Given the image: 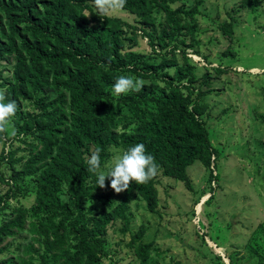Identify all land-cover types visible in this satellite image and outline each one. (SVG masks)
<instances>
[{
  "label": "trees",
  "instance_id": "16d2710c",
  "mask_svg": "<svg viewBox=\"0 0 264 264\" xmlns=\"http://www.w3.org/2000/svg\"><path fill=\"white\" fill-rule=\"evenodd\" d=\"M177 1L127 0L123 10L135 16L141 29L157 31L163 49L165 39H175L184 29L192 37L195 30V8L183 11L172 6ZM261 2L240 0V6ZM96 9L94 0H0V62L12 61L10 75L0 77V89L5 90V103H17L11 118L15 130L30 138L20 139L29 147L23 160L14 159L13 153L0 156V183H9L1 172L4 163L11 180L31 177L35 184L30 208L12 209L0 225V243L20 233L30 237L23 246L18 243L17 252L22 247L15 264H100L107 254L108 228L118 223L120 234L128 231L130 200L141 199L149 213L156 212L158 175L190 190L188 168L194 162L205 169L213 165L214 147L202 118L207 105L200 102L204 92L194 85L185 44L174 46L182 53L173 48L163 55L141 56L131 49L136 34L127 32L130 26L100 16ZM158 13L164 22L156 30ZM221 30L232 34L230 24ZM120 76L143 79L145 85L139 92L116 96L112 89ZM29 106L35 113L26 110ZM122 113H129L124 117L135 125L129 132L117 130ZM138 143L154 157L158 174L143 185L132 182L114 206L110 179L100 188L87 158L99 149L102 168L109 148L127 150ZM14 197L11 188L0 195V212ZM87 201L105 209L90 214L83 208ZM263 227L256 228L253 239ZM144 234L140 225L128 244L140 264L150 252V244L141 242ZM253 239L249 252L261 264Z\"/></svg>",
  "mask_w": 264,
  "mask_h": 264
},
{
  "label": "rangeland",
  "instance_id": "374dc122",
  "mask_svg": "<svg viewBox=\"0 0 264 264\" xmlns=\"http://www.w3.org/2000/svg\"><path fill=\"white\" fill-rule=\"evenodd\" d=\"M172 6L183 11L195 8V30L193 39L185 29L175 39H165L163 49L157 31L141 29L135 16L125 10L106 16L130 26L127 32L136 34L131 49L141 56L163 55L177 42L185 44L183 53L197 80L194 85L204 92L200 102L206 103L207 109L202 118L214 147V166L205 169L194 162L188 168L190 190L181 182L158 175L156 212L149 213L141 199L130 200L128 231L120 234L122 225L118 223L108 228L104 243L107 254L100 264H140L128 247L140 225L145 227L141 242L150 244L144 264H258L260 259L249 250L251 236L253 239L256 228L264 225V0L247 8L240 6V0H178ZM157 18L156 30L164 22L162 13ZM183 20L190 21L186 17ZM223 24L231 25V35L221 30ZM128 44L126 40L125 46ZM174 50L182 53L181 49ZM11 67L12 61H1L0 77L9 76ZM26 110L35 113L30 106ZM124 116L129 113L120 114L116 120L118 132H129L135 126ZM22 137L11 121L0 142V156L13 153L14 159L27 157L29 147L20 141ZM113 148L118 147L109 148L110 156L102 167L105 172L112 165ZM1 172L9 183H0V195L11 188L15 197L0 212V225L12 209L30 208L35 188L31 177L11 180L7 164H2ZM112 197L118 206L122 193L113 191ZM83 205L90 214L105 209L90 201ZM259 230L262 232L252 243L264 264V227ZM29 238L26 233L5 238L0 243V264H15ZM18 243L22 246L17 252Z\"/></svg>",
  "mask_w": 264,
  "mask_h": 264
},
{
  "label": "clouds",
  "instance_id": "9594fccd",
  "mask_svg": "<svg viewBox=\"0 0 264 264\" xmlns=\"http://www.w3.org/2000/svg\"><path fill=\"white\" fill-rule=\"evenodd\" d=\"M127 0H94L100 16H106L124 8ZM145 81L139 78L120 76L113 85L116 96L127 94L130 91L139 92L144 87ZM5 90L0 89V134L9 131L11 118L17 112V103H5ZM15 135V133H12ZM2 138V137H0ZM112 165L107 172L101 168L99 149L92 151L87 158L88 171L97 176V185L105 187V180L110 179V187L116 194L129 190L131 183L143 185L155 178L158 174V165L154 157L146 153L143 143H138L127 150L113 148Z\"/></svg>",
  "mask_w": 264,
  "mask_h": 264
},
{
  "label": "bare ground",
  "instance_id": "6f19581e",
  "mask_svg": "<svg viewBox=\"0 0 264 264\" xmlns=\"http://www.w3.org/2000/svg\"><path fill=\"white\" fill-rule=\"evenodd\" d=\"M204 199V198H203ZM197 210H199V206H197ZM218 250V249H217ZM219 252V251H218Z\"/></svg>",
  "mask_w": 264,
  "mask_h": 264
}]
</instances>
